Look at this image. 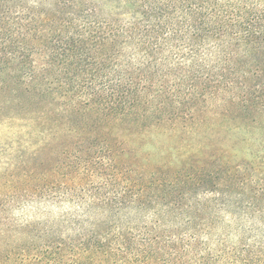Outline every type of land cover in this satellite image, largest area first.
I'll return each mask as SVG.
<instances>
[{
  "label": "trees",
  "instance_id": "obj_1",
  "mask_svg": "<svg viewBox=\"0 0 264 264\" xmlns=\"http://www.w3.org/2000/svg\"><path fill=\"white\" fill-rule=\"evenodd\" d=\"M22 116L61 148L26 198L76 208L0 229V264H264L260 230L227 223L264 219L252 166H153L130 143L264 118V0H0V121Z\"/></svg>",
  "mask_w": 264,
  "mask_h": 264
},
{
  "label": "rangeland",
  "instance_id": "obj_2",
  "mask_svg": "<svg viewBox=\"0 0 264 264\" xmlns=\"http://www.w3.org/2000/svg\"><path fill=\"white\" fill-rule=\"evenodd\" d=\"M0 121V196L6 201L5 210L0 209L1 216H9L10 223L0 229L7 231L10 239L20 238L26 234L27 222L35 220L46 221L50 217H59L66 212H72L76 207L69 201L55 203L46 201L39 194L34 202L26 198V188L34 191L37 179L28 182L26 171L31 167H38V172H46L57 163V138L42 134L38 123L27 120ZM262 120V121H261ZM256 125L246 127L239 122L220 123L205 121L199 130L179 124L177 129L155 128L142 138L131 141L134 148H141L140 156H146L148 163L153 166H180L186 158L196 159L217 152L220 162L236 168L238 166L251 167L247 173L252 174L259 184L264 180V118ZM55 139V141H54ZM214 160H209V163ZM248 165V166H246ZM54 174V173H52ZM27 176V177H26ZM66 181V180H64ZM26 183L27 186L26 187ZM33 199V200H36ZM235 218L229 217L228 226L244 230H260L264 237V219L246 218L243 222L235 223ZM229 231V229H228ZM224 232L221 231L219 234ZM216 234V232H215ZM228 236L225 230L223 233ZM244 232H234L230 237V244H238ZM12 241V240H11Z\"/></svg>",
  "mask_w": 264,
  "mask_h": 264
}]
</instances>
